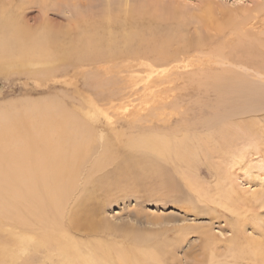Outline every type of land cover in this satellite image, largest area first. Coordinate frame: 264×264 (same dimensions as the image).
<instances>
[{"label":"bare ground","instance_id":"1","mask_svg":"<svg viewBox=\"0 0 264 264\" xmlns=\"http://www.w3.org/2000/svg\"><path fill=\"white\" fill-rule=\"evenodd\" d=\"M45 1L40 3L44 6ZM53 1L57 4L71 2V9L74 8L73 26L60 36L44 27L28 31L9 4L0 0V75L24 72L30 78L48 81L53 72L27 68L35 65L41 68L55 62L73 70L94 69H90L91 74L76 90V93L86 91V97L81 96L72 105L65 98L62 101L49 97L0 107V231L9 228L15 235L14 254L2 249L0 264H46L53 234L59 235V240L63 236V256L67 250L71 254L75 253L71 249L79 247L90 251L92 260L85 259L84 264L102 261L103 264H163L161 256L154 257L145 251L131 254L115 251L112 255L95 238L89 235L82 238L72 231L82 225H87L88 229L94 223L97 216L93 219L84 213L89 211L85 199L89 200L101 187L106 191L110 189L112 184L108 180H112L108 176L97 179L94 174L113 163L119 150L135 154L134 161L125 158L126 165L121 167V177H126L130 184H134L135 177L128 169L137 164V159H140L137 165L144 166L142 159L151 156L164 162L172 161L178 170L182 169L179 173L189 184L197 186L195 174L200 168L197 164L201 158H207L210 142L234 140V127L245 135L250 133V123L231 122V119L248 112L249 104L252 106L254 101L264 100V0L240 12L221 5L215 7L214 2L197 5L207 29L224 25L227 30L221 35L206 33L187 40L180 24L185 14L183 7H162L156 0H142L127 8L105 0L106 8L98 19H93L77 7L75 0ZM111 24H118L120 28L109 30ZM104 27L106 34L100 32ZM134 63H148L149 69H159L160 73L157 72L155 78L122 79L121 82L123 72L130 71ZM213 65H216L214 69L200 70ZM190 67L196 68L197 76L194 73L189 76ZM97 69L101 74L98 78L93 76ZM250 69L256 77H251V80L254 78L251 82L243 74ZM175 72H183V78L188 76L193 86L210 88L217 94L220 105L213 107L209 118L199 120L207 133H192L194 127L185 121L169 130L168 124L173 118L169 111L176 109L174 104L172 108V102L178 79L171 78ZM254 108L255 105L248 115L253 114ZM109 114L138 123L142 121L139 114L145 115L143 122L148 125L133 134L119 128L118 120L111 121ZM128 124L132 129V123ZM94 141L98 142L96 147H93ZM120 144L124 149L118 147ZM97 148L98 155L85 173V163ZM225 154L231 156L229 151ZM216 159L221 157L216 156ZM230 165L234 167L231 162ZM220 169V164L213 167L215 189L204 194L207 203L234 216L236 223L230 225L232 246L235 234L242 229L240 209L246 211L249 201L239 195L230 174ZM157 170L160 172V168ZM84 174L82 183H91L92 189L87 198L75 204L72 213L67 207L80 189V178ZM115 174L119 176V169ZM119 186L122 188V183ZM252 197L259 207L264 206V190L253 192ZM81 216L85 217L82 225L78 221ZM243 237L250 263L264 264V234L261 239L252 241ZM54 245L57 244L54 242ZM235 251L233 248L232 253ZM80 257L69 264L81 262Z\"/></svg>","mask_w":264,"mask_h":264},{"label":"rangeland","instance_id":"2","mask_svg":"<svg viewBox=\"0 0 264 264\" xmlns=\"http://www.w3.org/2000/svg\"><path fill=\"white\" fill-rule=\"evenodd\" d=\"M112 1L128 8V6L131 7L142 0ZM125 1H127L126 4ZM156 1L162 7L165 5L184 8L182 9L185 14L181 17L180 24L184 27L183 34L186 40L206 33L221 35L223 31L227 30L224 25L215 29H207V23L201 19V13L197 10V5L203 2H214L215 7L221 5L230 9H238L239 12L242 8H252L256 2H263V0ZM2 2L9 4L12 13L16 17H20L19 23L30 32H35L39 27L40 29L44 27L46 31L60 36L64 30L73 26L74 8L71 9V2L57 4L50 0L45 1L44 6L43 3H40L42 0H2ZM74 2L81 10L88 12L93 19H98L106 8L105 0H75ZM46 21L48 22L45 23ZM121 26L123 27V25ZM109 28V30H116L120 26L111 24ZM100 32L102 34L108 33L106 27L100 29ZM133 65L134 67L130 71L124 67L126 72H123L124 77H121V82L122 79L135 81L139 78H155V74L160 73L159 69H149L148 63H134ZM214 66L216 65L205 66L200 70L214 69ZM27 69H32V71L49 70L50 74L53 72L50 76L52 80L49 77L48 81L47 79L39 81L30 78L24 72L0 75V107L7 103L49 97H56L62 101L65 98L72 105L81 96L86 97V91L76 93L78 92L76 90L81 87L85 77L91 74L90 69L93 70L94 68H82L79 71L55 62L45 64V66L41 65V68L35 65ZM195 69V67L188 68L189 76L193 73L197 76L199 72H196ZM151 71H153L152 74ZM243 74L248 81L254 80V78L251 80V77H255L252 69L246 70ZM100 75L99 69L93 71V76L98 78L101 77ZM183 76V72H175L171 76V78L178 80L175 82V98L172 102V108H174V104L176 109L169 111L173 114V118L168 124L169 130L178 128L177 125L181 121H185L187 125L194 127L192 133L205 134L207 131L199 124V120L209 118L214 111L213 107L216 104L220 105L217 100L218 96L210 88L206 90L193 86L188 82V76L186 78ZM109 78L110 75H108ZM76 85L77 88H74ZM261 100L254 101L255 104L252 106L249 104L250 108L255 105L253 114L248 115L249 108L248 112L244 113L245 115H236L231 119V122L250 123L249 134L245 135L234 127V140L229 138L225 143L218 140L210 142V152L207 158H201L200 163L197 164L200 167L198 173L195 174L197 186L190 185L185 176L180 174L182 169L178 170L172 161L164 162L151 156L142 159L144 166L137 165L140 160L137 159V164L128 169L135 177L134 184H130L126 177H121V167L124 168L126 165L124 163L126 162L125 158L134 161L136 159L135 154H131L127 150H119L113 163L94 174L97 179L108 176L112 180H108L112 184L110 189L106 191L101 187L100 191H95L89 200L85 199L86 209L89 211L84 213L88 214L87 216L90 214L93 219L94 216H97L94 223L87 229V225H82L85 217L81 216L78 221L82 226L73 229L72 232L82 238L86 235L95 238L112 255H115V251L130 254L132 251H145L154 257L161 256L163 264H251L246 255L248 251L244 248L243 236L252 241L258 240L264 234V206L259 207V203H256L252 197L253 192L260 191V189L264 190V100ZM165 113L167 112L165 111ZM109 115L111 121L118 120L119 128L131 131L133 134L138 132L136 130L145 129L144 126L148 125L143 122L145 115L139 114L142 120L140 123L130 119L119 120L116 118L117 114ZM100 120L102 121V118ZM128 122L132 123V129H130ZM101 123H105V120L103 119ZM102 124L101 126H103ZM106 127H108L107 124ZM97 143L94 141L93 147H96ZM118 147L124 149L122 144ZM225 151H229L231 156H229L230 154L226 155ZM96 155H98V148L96 151L94 149L87 159L85 173H87ZM216 156L221 157V159L217 160ZM230 162L234 167L230 165ZM218 164H220L222 173L230 174L231 182L239 195L249 201V207L246 211L240 209L241 213L245 214L242 213L243 217L240 221L241 233L235 234L234 242L236 243L238 240L237 245L234 243L231 246L229 243L233 236L230 225L236 223L233 220L234 216L222 209L213 207L214 205L205 200L204 193L208 192L209 189L213 191L215 189L213 167ZM157 168H160V172ZM118 169L119 176L115 174ZM84 176L86 174L81 176L80 189L76 191L72 202L67 207L68 210H72V213L76 209L75 204H78L82 198H87L92 189L91 183H82ZM119 183H122V188ZM114 184L116 185L114 186ZM243 189L245 191H242ZM251 205H253L252 208H250ZM74 216L78 217L77 215ZM61 228V233H63V224ZM0 234V251L5 249L6 253L14 254L15 243H12V240L15 235L12 234V229L4 228ZM57 236L59 235L53 234L50 238V245L52 246H49L48 251L51 254L49 253L46 264H69V262L76 261L79 256H81V262L77 261L76 264H84L83 262L87 259L92 260L89 258L90 251L83 247L71 249L72 252H75L71 254H68L67 250V256L66 254L63 256L64 239L62 235L60 240ZM3 238L4 241H2ZM6 242L11 243V245ZM54 242L57 244L56 247ZM233 248L236 249L235 253H232ZM78 251L80 252L78 253ZM36 258L38 257L36 256ZM98 264H103V261Z\"/></svg>","mask_w":264,"mask_h":264}]
</instances>
